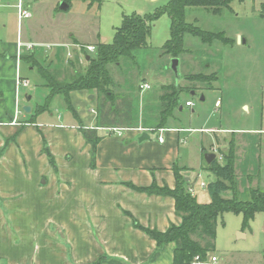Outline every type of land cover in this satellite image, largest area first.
Segmentation results:
<instances>
[{
    "label": "crops",
    "instance_id": "0c3cea01",
    "mask_svg": "<svg viewBox=\"0 0 264 264\" xmlns=\"http://www.w3.org/2000/svg\"><path fill=\"white\" fill-rule=\"evenodd\" d=\"M19 1L0 0V103L11 95L15 104L11 115H4L0 108V264H174L175 244L159 248L135 222L160 232L171 225L180 226L182 218L176 212L175 200L142 193L132 186L147 188L156 184L174 189L176 167L182 169L189 190L193 185L190 174L195 170L186 164L184 132L217 135L230 130L170 126L171 117L156 141L148 133L150 140L139 142L146 132L136 130L121 136L109 134L98 127L97 100H90L91 94L86 91L70 93L78 118L66 117L63 123L62 116L61 121H55L53 115H48L50 107L41 114L32 108L31 117H21L18 99L26 87H19L18 80L30 84L22 74V66H28V71L37 68L22 56H33L42 64L53 55L43 51L51 43L41 40L40 33L31 29L28 22L32 17L20 26ZM24 5L31 12L30 2L24 0ZM13 21L17 22V31L11 38ZM72 36L76 37L72 34L63 45L79 48L77 43L81 41L77 38L79 42H73ZM19 42L36 46L20 56ZM79 53L87 61L83 50ZM48 63L55 68L53 60ZM68 69L72 68L67 62L64 72ZM42 86L47 89L45 84ZM183 109L181 106L180 111ZM46 114L48 119L41 123L40 115ZM79 122L86 129L98 130L102 137L93 167L92 146L80 131ZM160 136L164 142L159 141ZM215 140L218 143L217 136ZM218 147L212 144L210 152L203 147V160L204 151L214 153Z\"/></svg>",
    "mask_w": 264,
    "mask_h": 264
},
{
    "label": "rangeland",
    "instance_id": "374dc122",
    "mask_svg": "<svg viewBox=\"0 0 264 264\" xmlns=\"http://www.w3.org/2000/svg\"><path fill=\"white\" fill-rule=\"evenodd\" d=\"M37 1L25 0L27 4L30 2L33 14L28 23L32 30L40 33L41 40L51 43L43 51L53 55L48 59L54 61L55 68H50V60L43 62L42 66L52 73L56 69L59 81H66L74 75L73 69L64 72L67 62L77 59L78 72H85L88 67L89 61L79 53L85 45L98 47L103 40L112 43L125 15H153L167 7L172 0H101L92 5L72 0L70 5L67 4V11L61 8L63 0H39L35 4ZM263 5L264 0H235L230 9H223L219 14L214 13L211 8H186L184 20L187 23L194 24L203 31L224 33L232 42L227 44L215 40L203 43L199 37L186 33L183 39L184 52L178 58H173L164 50L165 44L171 39L172 21L168 14L161 16L153 24L147 46L138 50L133 60H122L119 67L113 65L109 68L115 84L113 91L116 101L111 104L103 96L97 101V106L104 108V126H109L107 128L156 130L161 122L159 97L162 95V87L177 85L183 88L180 105L184 109L174 110L170 126L230 130L221 131L217 135L208 132L183 134L187 141V146H184L188 154L186 164L195 170L190 174L193 177L191 189L195 190L200 203L211 201L208 185L216 181L213 173L203 169L206 164L202 149L204 147L210 152L212 144L215 147L221 146L216 153L219 159L228 151L232 141L235 143V174L240 200H249L252 188L264 191ZM16 23L13 21L11 38L16 34ZM72 34L76 36H72L73 42L80 40L84 43L78 41L79 48L74 47L75 45H63V41ZM39 55L44 56L40 52ZM69 55L73 57L70 58ZM87 55L95 56L90 52ZM174 59L179 61L178 74L172 70ZM27 71L28 66L23 65L22 74L28 77L31 86L22 89L19 95L18 110L21 117H31V113L23 110L24 105L30 106L34 111L38 110L39 106L46 105L51 93L49 88L47 90L42 86L45 80L38 68L28 71V74ZM193 74H205L212 77L213 81L204 84L186 79ZM215 75L217 78L214 81ZM143 84H148L151 88L142 91L140 86ZM27 96L32 97L30 102L27 101ZM95 96L93 102L97 100ZM188 101L192 103L191 107L187 106ZM49 107L48 115H53L55 121H61L62 116L63 123L66 117L73 118L60 95L54 97ZM0 108L4 110V115L14 113L13 96L7 95L0 103ZM48 115H40L39 121L45 123ZM159 134L151 133L150 136L156 141ZM215 136L218 137V143ZM223 139H227L225 143L222 142ZM203 184L206 186L203 187ZM232 197L231 193L224 194V198ZM242 225L241 215L226 213L221 216L217 221L211 255L216 256L221 264H264V215L257 214L248 229H243ZM199 240L204 245L209 242L204 238Z\"/></svg>",
    "mask_w": 264,
    "mask_h": 264
},
{
    "label": "trees",
    "instance_id": "16d2710c",
    "mask_svg": "<svg viewBox=\"0 0 264 264\" xmlns=\"http://www.w3.org/2000/svg\"><path fill=\"white\" fill-rule=\"evenodd\" d=\"M80 1L89 2L90 5L101 2V0ZM233 1L235 0H172L167 7L160 9L153 15L141 16L135 13L125 15L121 26L116 30L112 43L100 42L96 47L94 57L88 56V51L83 49L86 58L90 57L85 72L77 71L76 60L68 62L69 67L74 70V75L66 81H59L56 71L54 73L50 72L37 62L33 56L23 55L22 59L24 61L30 62L39 69L45 80V86L51 91L46 100V105L41 106L38 113L46 112L54 97L60 95L63 97L68 111L75 118H78L70 99V93L73 91H86L91 95L96 94L97 101L103 96L109 103L113 104L116 101V94L113 91L115 84L109 68L113 65L119 67L122 60H133L135 53L147 46L153 24L165 14L170 16L172 24L171 39L165 44L164 50L173 58H178L184 52L183 39L186 33L199 37L203 43H212L215 40H221L227 44L231 43L232 40L225 37L224 33L203 31L196 25L187 23L184 20V14L185 9L188 7L211 8L214 13L219 14L223 9H230ZM65 2L70 5L72 0H65ZM262 12L264 16V5ZM216 78L217 75H215L214 81ZM186 79L204 84L213 81L212 77L205 74L189 75ZM181 93H183V88L177 85L162 87V95L159 97L161 122L156 130L164 129L168 119L173 117L174 110L181 107ZM103 110V106H97V122L98 127L107 130L109 126H104L106 122ZM30 122L33 123V119ZM78 126L88 144L92 146L91 165L93 167L96 164L97 148L102 141V137L98 135V130L86 129L81 122ZM45 151L48 154L47 148H45ZM204 154H206L205 151ZM48 156L51 165L56 168L53 158L49 154ZM222 156V163L217 157L210 165L206 163L204 168L216 177V181L208 185L211 197L209 203H200L195 196L189 193L186 187L187 183L182 175V169L176 167L174 171L177 185L174 189L168 186L159 187L156 184L147 188L132 186L133 189L142 193L169 196L175 200L176 212L182 218L180 226L171 225L166 232H160L147 229L135 222V226L155 240L159 248L169 243L175 244L174 264H193L197 256L206 259L214 248L217 221L224 214L241 215L243 229L250 228L257 214L262 213L264 215V191L260 188L250 190L249 200L238 198V184L235 174L236 146L233 141L228 151L223 153ZM228 193H231L233 197L224 198V194ZM201 238L208 239V244H202L199 240Z\"/></svg>",
    "mask_w": 264,
    "mask_h": 264
},
{
    "label": "built area",
    "instance_id": "2783aa9c",
    "mask_svg": "<svg viewBox=\"0 0 264 264\" xmlns=\"http://www.w3.org/2000/svg\"><path fill=\"white\" fill-rule=\"evenodd\" d=\"M18 8V21H19V24L20 26L22 25V23L25 21V20H28L32 17V13L26 9L25 5H24V0H20L19 1V4L17 6ZM19 47H18V54L20 56H22L25 52V50L27 51H30V50H33L34 47L36 45H33V44H25V43H22V42H19ZM84 49L90 53H95L96 52V46H87V47H84ZM80 50V49H79ZM82 50V49H81ZM70 58L73 57V55H69ZM18 86L19 87H26L28 88L30 86V84L28 83V81H25L24 79L22 78H19L18 80ZM151 87L148 85V84H143L140 86V89L142 91L144 90H149ZM187 106H192V103L191 102H188L187 103ZM217 106H218V103H217ZM128 130H136L137 132H146V133H163L165 130L164 129H160V130H155V129H143V128H139V129H127V128H109L107 129V131H109V133H113L115 135H118V136H121V134L125 131H128ZM159 141L160 142H164V138L163 136H160L159 137ZM215 154L218 153V150L217 149H214L213 151ZM217 156V155H216ZM218 157V156H217ZM223 158V156L219 157V160L221 161ZM203 187L206 186V184H203L202 185ZM189 193L192 195V196H195V190L194 189H189ZM193 264H221L219 259L214 256V255H211L209 254L207 256L206 259H202L200 256H197L193 262Z\"/></svg>",
    "mask_w": 264,
    "mask_h": 264
},
{
    "label": "water",
    "instance_id": "95a60500",
    "mask_svg": "<svg viewBox=\"0 0 264 264\" xmlns=\"http://www.w3.org/2000/svg\"><path fill=\"white\" fill-rule=\"evenodd\" d=\"M61 8L64 11L69 10V6L67 5V3L65 4V2L62 4ZM103 42H105V41L103 40ZM89 60H90V57H87V61H89ZM178 66H179L178 59H174L173 63H172V70L174 71L175 74H178ZM31 99H32L31 96L27 97L28 102H30ZM93 99H94V95H90V100H93ZM202 99L204 100V98H202ZM24 111H25V113L29 114V113H31L32 108L30 106H25ZM146 140H150V136L148 135V133H143L141 135V137L139 138V142H144ZM216 158H217V156L215 153H207L204 155V159L208 165H210L213 161H215Z\"/></svg>",
    "mask_w": 264,
    "mask_h": 264
}]
</instances>
